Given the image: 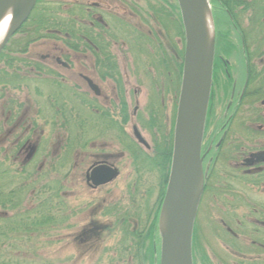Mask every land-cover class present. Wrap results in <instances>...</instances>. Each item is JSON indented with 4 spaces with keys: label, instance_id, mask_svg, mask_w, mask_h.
Masks as SVG:
<instances>
[{
    "label": "rangeland",
    "instance_id": "obj_1",
    "mask_svg": "<svg viewBox=\"0 0 264 264\" xmlns=\"http://www.w3.org/2000/svg\"><path fill=\"white\" fill-rule=\"evenodd\" d=\"M77 1L109 3L110 11L122 17L120 3ZM144 2L141 8L147 15L161 13L159 8L163 9V24L155 27L149 20L143 23L139 15H132V20L121 19L125 25L116 28L115 36L116 43L122 46L112 47V50L131 63H122L120 70L129 71V81L134 83L137 78L132 71L139 68L141 60L150 63L161 49L167 55L172 50L179 54L181 79L184 35L180 16L178 14V20L175 16L173 22L166 16H170L171 11L178 12L175 0H167V4L161 0ZM210 3L215 29L228 19L222 15L220 6L229 8L237 23L244 22L248 16L239 13L231 0ZM64 5L60 4L59 9L52 6L48 11L58 12L56 16L61 21ZM139 35L145 39H138ZM22 38V34H15L5 53L18 50ZM51 43L61 46L58 42L40 39L28 45L24 55L37 61L39 56L49 53L58 55L50 52ZM156 48L159 50L155 53ZM80 64L75 63L77 67ZM83 71L94 76V70L87 65ZM73 72H77L76 67ZM41 88L44 93L49 89L45 84ZM10 92L0 99V105L8 101L11 109L8 114L7 109L0 107L1 132L15 125L10 139L18 138L19 149L25 144L27 147L22 148L20 154H14V150L11 154H0V264H138L134 236L126 232L125 237L121 230L141 229L151 220L162 169L160 154H149V158L139 155L140 160L133 162L130 154H121L122 150L116 145L109 148L111 136L95 132V114L81 105L75 109L70 95L68 108L71 109L72 104L74 108L62 112L46 105L45 96H36L30 90ZM91 96L85 94L89 101ZM7 118L10 122L2 126ZM8 141L0 145L3 146L1 151H9ZM100 161L112 162L119 176L113 183L92 190L85 182L86 170ZM247 194L250 200H243L242 205L234 207L223 200L213 203L207 195L201 196L194 226L196 264H264V227L256 222L261 220L257 207L264 209V192ZM258 203L259 206L254 205ZM124 215L127 216L125 225L112 228L115 218ZM253 230L258 232L253 233Z\"/></svg>",
    "mask_w": 264,
    "mask_h": 264
},
{
    "label": "flooded vegetation",
    "instance_id": "obj_2",
    "mask_svg": "<svg viewBox=\"0 0 264 264\" xmlns=\"http://www.w3.org/2000/svg\"><path fill=\"white\" fill-rule=\"evenodd\" d=\"M110 1L123 5L120 7L122 17L113 14L106 2L82 4L77 0H60L65 4L61 33L46 39L61 45L50 44V52L58 55L49 53L39 56L37 61L30 60L25 53H16V56L10 53L7 59L13 61L12 70L6 69L4 60L0 62V71H4L1 73L0 99L10 91L22 93L30 90L36 96H45L48 102L45 104L53 110L63 112L74 108L73 104L71 109L68 108L70 95L75 109L81 105L95 114V132L111 136L109 148L116 145L122 150L121 154H130L133 162L139 161L141 155L149 158V154H160V167L166 161L169 170L180 93L179 54L171 50L167 55L161 49L159 55H153L152 59H155L150 63L141 60L139 68L132 71L137 81L131 83L129 71L120 70L122 63L131 62L116 56L112 50V47L122 46L116 43L115 30L124 24L122 18L132 20V15H139L143 23L149 20L153 26L159 27L165 18L163 9L159 8L161 13L147 15L141 8L144 0ZM161 1L167 4V0ZM231 4L236 5L239 13L248 16L244 22L237 23L231 10L220 6L222 15L228 19L219 29L214 26L211 85L200 157L201 196L205 194L213 203L223 200L234 207L242 205L243 200H250L247 193L264 192V0H231ZM171 13L170 16L166 14L167 18L173 22L176 16L178 20L179 12ZM138 39L145 38L139 35ZM74 62L82 64L77 67ZM86 65L94 70V76L83 71ZM74 67L77 72H73ZM42 84L50 91L44 93ZM131 85H134L133 89ZM87 93L92 95L90 101L85 97ZM7 102H1L0 107L7 109L9 114L11 109ZM7 122H10L8 118L2 126ZM15 127L4 129L3 133L0 128V145L7 139L10 144L9 151H1V146L0 154H11L13 150L14 154H20L22 148L27 147L25 144L19 149L18 138L10 139ZM99 164L115 168L119 176V170L112 162L100 161L92 165ZM117 177L93 190L113 183ZM254 205L259 206V203ZM254 205L251 206L254 208ZM257 208L261 220L256 222L264 227V209ZM117 220L119 217L114 222ZM257 232L253 230V233Z\"/></svg>",
    "mask_w": 264,
    "mask_h": 264
},
{
    "label": "water",
    "instance_id": "obj_3",
    "mask_svg": "<svg viewBox=\"0 0 264 264\" xmlns=\"http://www.w3.org/2000/svg\"><path fill=\"white\" fill-rule=\"evenodd\" d=\"M176 2L185 47L170 170L160 213L161 218L163 210L165 212V226L162 230L159 222V264H193L191 239L203 187L200 147L213 57V42L207 38L205 25L207 10L211 20L207 0ZM35 4L36 0H0V19L7 11L11 14V24L1 41L0 52L27 20ZM117 175L116 169L99 164L90 168L86 180L95 188L108 184Z\"/></svg>",
    "mask_w": 264,
    "mask_h": 264
},
{
    "label": "trees",
    "instance_id": "obj_4",
    "mask_svg": "<svg viewBox=\"0 0 264 264\" xmlns=\"http://www.w3.org/2000/svg\"><path fill=\"white\" fill-rule=\"evenodd\" d=\"M214 1V0H212ZM235 1V0H234ZM60 0L54 1H44L43 3L41 0H37L36 6L27 19V21L19 28L16 34H22V41L18 46L19 49L14 52L9 53H19L23 54L26 51V47L31 43L38 41L40 39H47L50 37H56V33H61V21L56 16L58 12L53 11L51 13L48 9L52 6L59 9L60 7ZM43 7H42V6ZM48 12V13H47ZM53 33V34H50ZM6 48V47H5ZM5 48L0 52V62L4 60L6 64L7 70H12L11 64L13 61L7 59L8 55L5 53ZM4 72V71H3ZM0 71V84L3 79L1 76ZM168 163L164 161L163 167L160 173V187L158 190V198L155 205L153 217L151 220H147L144 227L141 229H133L128 231L127 229H122L121 232L123 236L127 237V233H131L135 239V258L138 264H158V232H157V222H158V215L161 206V202L164 195L165 185L167 181V174H168ZM127 220V216L124 215L119 217V220L114 222L112 228L116 226H124V221ZM111 228V229H112ZM131 235V236H132ZM194 240V239H193ZM193 251V262H195V246H192Z\"/></svg>",
    "mask_w": 264,
    "mask_h": 264
},
{
    "label": "bare ground",
    "instance_id": "obj_5",
    "mask_svg": "<svg viewBox=\"0 0 264 264\" xmlns=\"http://www.w3.org/2000/svg\"><path fill=\"white\" fill-rule=\"evenodd\" d=\"M10 24H11V14H10V11H7L0 19V44L6 32L8 31ZM205 25H206V30H207V38L208 40H210L212 37V29H211V20L209 18L208 10L206 11V14H205ZM164 214L165 212L163 210L161 214V218H160V225H161L162 230H164V226H165Z\"/></svg>",
    "mask_w": 264,
    "mask_h": 264
}]
</instances>
